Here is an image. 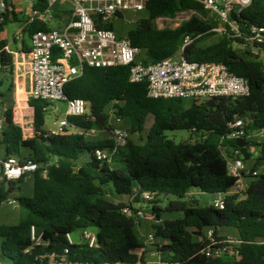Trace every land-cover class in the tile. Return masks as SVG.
I'll use <instances>...</instances> for the list:
<instances>
[{"label": "trees", "instance_id": "trees-1", "mask_svg": "<svg viewBox=\"0 0 264 264\" xmlns=\"http://www.w3.org/2000/svg\"><path fill=\"white\" fill-rule=\"evenodd\" d=\"M4 2L6 12L0 32L10 22L18 21L13 0ZM30 2L38 12L50 7L48 0ZM143 12L145 16L137 20L125 37L142 50L141 59L145 64L174 55L184 37L191 35L197 38L185 48L186 59L226 65L233 74L248 81L250 94L239 99H153L148 96L147 82L130 81V66H85L82 74L64 88L69 99H84L89 106L88 113L69 116L71 123L86 129L108 130L109 108L131 133L142 137L147 116L154 117L145 141L137 143L129 139L109 162L97 161L93 153L96 148L112 147L111 139L92 140L78 134L44 137L42 127L49 103L29 98L28 103L34 109L35 134L27 138L14 120L13 109L7 108L5 127L0 134L3 159L16 156L21 162L38 164V169L30 174L33 195L17 199L18 223L0 225L2 255L13 264H41L35 259L37 255L61 253L67 247L74 264H137L140 257L136 251L145 247L141 223L123 212L127 202L110 199L115 194L129 197L136 191L156 193L146 209L155 214L157 221H161L165 211L179 213L176 219L151 225L158 238L163 236L167 240L162 247L165 260L181 264H264V141L252 138L253 133L264 130L263 63L247 48L234 46L244 41L239 37L224 35L215 43L199 44L220 26L202 0H148ZM181 12H192V15L176 28L157 27V19L175 18ZM123 17L122 13L118 15ZM114 20L99 21V26L116 32ZM236 21L245 36L251 26L264 27V0H253ZM50 29V20L36 18L27 23L23 28L22 51L31 50L34 33ZM15 41L18 40L15 38ZM6 46L7 42L0 40V70L11 72L14 54ZM11 88L12 85L8 91ZM4 95L0 91V96ZM238 118H248V135L232 139L229 137L231 125ZM169 130L191 131L197 140L177 143L165 134ZM235 150L239 152L236 154ZM83 154H88L89 160L75 170L73 162ZM234 156L242 157L246 163L253 160L250 167L259 172L243 198L238 194L226 196L224 209L187 200L193 188L209 194L227 192L236 180L228 175V159ZM53 159L56 161L52 162ZM27 176L8 180L0 164V177H3L0 206L9 200L16 187L20 189L18 185ZM161 196L168 200L166 207L158 204ZM140 200L137 195L136 201ZM33 226L45 245L33 243ZM224 227L237 230L238 255L232 261L206 257L200 252L205 243L198 242V236H205L211 229L216 238L224 239L220 235ZM87 228L96 229V247L69 245V233Z\"/></svg>", "mask_w": 264, "mask_h": 264}, {"label": "built area", "instance_id": "built-area-1", "mask_svg": "<svg viewBox=\"0 0 264 264\" xmlns=\"http://www.w3.org/2000/svg\"><path fill=\"white\" fill-rule=\"evenodd\" d=\"M50 7L45 12H38L29 4L27 23L34 19H52V6L58 0H48ZM253 0H202L206 9L220 22L218 28L213 29L220 36H233L244 39L238 44L240 48H247L259 57L264 68V27L251 26L249 34L239 29L236 18L251 5ZM148 0H72L73 8L69 21L60 27L48 31H37L31 38V50L26 54L28 70L32 85L29 98L42 100L52 104L66 102V116L55 122L49 128V133L44 131L46 138L62 135L78 134L90 136L97 132L96 128H83L71 123L69 116H82L89 111L88 102L84 99H69L65 94V85L82 74L85 66L92 68H107L114 66H130L131 82H147L148 96L153 99L184 98L206 100L218 97L243 98L250 94L248 81L233 74L226 65L216 62L191 61L184 56L185 48L197 37L186 35L179 50L172 56L160 61L145 64L140 58L141 49L134 47L127 37H118L116 32L99 26L118 18L120 13L127 11L139 13L146 9ZM6 4L0 0V23L3 22ZM20 34L16 39H20ZM56 57V58H55ZM55 58V59H54ZM49 108L46 107L47 111ZM20 121L16 122L24 131V125L30 124V135L34 136L33 108H28ZM7 106L0 96V134L5 127L4 113ZM110 115L115 116L112 110ZM26 114L30 116L26 120ZM118 121L120 118L115 117ZM248 118H238L231 125L229 137L240 139L246 137L248 132ZM26 131V130H25ZM27 132V131H26ZM263 133L264 130L256 131ZM255 132V133H256ZM24 133V132H23ZM27 135V133H26ZM28 136H25L27 138ZM112 147L96 148L94 157L99 162H109L113 154L128 142V132L120 127L111 129ZM239 151L235 150L237 154ZM1 171L8 180L16 181L25 175H30L38 169V164L32 161L21 162L16 156L0 158ZM46 175V172H44ZM228 175L236 180L232 187L225 193L216 194L212 205L224 209L225 198L230 194H238L241 198L250 187V183L259 176V172L252 170L242 157L234 156L228 159ZM137 195L141 200L136 201ZM156 196L155 192L136 191L129 196L123 212L127 217L133 218L136 223L143 221L156 222L155 214L147 210L143 203H150ZM6 203L16 205L15 199ZM31 238L36 246L45 245L42 235L36 228H31ZM69 245L85 244L90 248L98 245L97 233L92 229H82L79 241H75L72 233L67 235ZM198 242L205 243L200 252L206 257H219L228 251V239L216 238L213 230L205 232V236H198ZM239 243V240L238 242ZM153 232L145 237V247L136 251L140 260L137 264H181L169 262L164 259L163 245ZM29 252V249H27ZM236 256L238 251H235ZM145 256L154 257L155 263ZM41 264H74L69 257V247L61 253H45L35 257Z\"/></svg>", "mask_w": 264, "mask_h": 264}, {"label": "rangeland", "instance_id": "rangeland-1", "mask_svg": "<svg viewBox=\"0 0 264 264\" xmlns=\"http://www.w3.org/2000/svg\"><path fill=\"white\" fill-rule=\"evenodd\" d=\"M63 1H68L71 4H68L67 7L69 8L70 6L73 7L72 0H58L57 3L52 6V11H57ZM192 15V12H181L179 13L175 18H159L156 20V25L160 29H165V28H176L178 27L181 23H183L185 20L189 19ZM55 17H59V15H54ZM145 16V12H131L127 11L124 13L123 18H117L114 20L115 24V29H116V34L118 37H125L127 34V31L134 28L136 25V22L138 19L141 17ZM20 19H22V15L19 16ZM28 19V18H27ZM60 22L56 18L50 19V25L52 28H57L60 26ZM20 34V39L18 41H15L16 35ZM6 42L9 45V50H11L15 54L21 49V41L24 37L23 34V29L20 30V22H10L6 27H5V32L3 33ZM220 35L215 33V34H210L206 35L205 37L202 38V40L199 42L200 45H209L212 43L217 42L220 39ZM235 47L238 46V44H234ZM143 53L141 52L140 58L142 57ZM10 78L6 81V88L10 85ZM29 97L25 98H19L17 99V102L12 103L13 101H9V97H6V105L11 106L13 109V114L14 118L17 122H21L20 120L24 117V114L27 113L29 114V109L32 108L29 103H28ZM3 102L5 100L2 99ZM110 109L108 108V111ZM67 112V104L66 102H54L49 105L48 110L46 111V116H45V124L43 125V130L46 133H49V128L54 126L55 122L59 121L60 119L64 118L66 116ZM26 114V120L30 118ZM154 123V117L153 115H148L146 118L145 122V127L143 130V136H139L138 134L131 133V131L128 129L126 124L121 120L118 121L115 116L110 115L109 117V125L110 129L106 130H97L95 134H92L88 136L89 139L92 140H103V139H111V129L115 127H120L125 129L128 132V140H133L134 142L137 143H143L146 139V134L148 133L149 129L152 127ZM31 127L30 124H25L24 128L25 130L27 128ZM168 138L175 140L177 143L180 142H195L197 140L196 134H193L191 131L188 130H174V131H166L165 133ZM252 138L258 142L264 141V132L263 133H253ZM3 147L0 146V158H3ZM89 160V155L88 154H83L81 157L73 162V167L76 170L78 167H80L82 164L86 163ZM56 160L53 159L52 162H55ZM253 163V160L251 162H248L247 164L250 166ZM261 170V169H259ZM3 179V177H0V181ZM19 186V185H18ZM33 195V179L31 175H28L27 177L24 178L23 183H22V188L19 189L16 187L12 193L10 194V200L15 199L17 201L18 197L20 196H32ZM217 197L216 194H209V193H201L198 189L193 188L191 191V194L188 196L187 200L188 201H196L198 205L200 206H208L213 203V200ZM174 199L172 196L170 199ZM111 200L118 202V201H124L128 202L129 197L125 195H114L110 197ZM159 202L158 204L161 207H166L168 204V200L161 196L158 198ZM144 207L150 206V203L144 202L143 203ZM18 202L16 205L4 203L3 205L0 206V225L5 224V225H15L19 221V207H18ZM149 209V208H148ZM179 217L178 212H169L165 211L162 213L161 216V221H156L154 223H157L161 225L164 220L168 219H176ZM148 223V225H147ZM152 222L150 221H143L140 224V230L141 234L146 237L149 233L153 232L151 228ZM93 231L96 232V229H92ZM80 233L81 230L78 229L72 233V237L75 241H79L80 239ZM220 235L228 239L232 242H227L228 246V251L224 255H221L216 258H220L222 260H229L232 261L234 260V257L236 256V247H237V242L239 240L238 232L234 228H229V227H224L221 228L220 230ZM160 240L164 241L167 243V240L163 237H159ZM1 238H0V264H13L11 261L6 259L1 252ZM145 260H150L152 263H155L156 259L154 257H144Z\"/></svg>", "mask_w": 264, "mask_h": 264}, {"label": "crops", "instance_id": "crops-1", "mask_svg": "<svg viewBox=\"0 0 264 264\" xmlns=\"http://www.w3.org/2000/svg\"><path fill=\"white\" fill-rule=\"evenodd\" d=\"M13 3L15 4V12L18 16V21L20 22V30H22L25 25L27 24V18H28V12H29V4H30V0H13ZM57 3V2H56ZM55 3V4H56ZM54 4V5H55ZM69 3L68 1H63V3L61 4L60 8L57 11H52L53 12V16L54 15H59V17H53L56 18L60 23V26H62L63 24L67 23L69 21L70 15H71V11L73 7H67ZM53 5V6H54ZM22 15V19L19 18V16ZM12 18V17H11ZM59 26V27H60ZM6 27V26H5ZM5 32V29L3 31L0 32V40H5V37L3 35V33ZM21 45V49L15 54V58H14V65L12 68V71H3L0 70V91L3 92V94H5L4 96H1V98L3 100H5V105H6V97H9V101L12 100V103L17 102V99L19 98H25V97H29V91L31 89V85H32V80H31V76L29 74V70H28V61H27V56H26V52L22 51V44ZM7 50H9V45L7 43L6 46ZM10 52H12L11 50H9ZM13 53V52H12ZM10 78L11 82L10 85H12V88L10 91H8V88H6V81ZM7 108H10L11 106L6 105ZM15 120V118H14ZM15 122H17L15 120ZM30 127L26 129V131L24 130V137L28 136V137H32L29 136L30 135ZM27 133V135H26ZM3 159V158H1ZM20 189L22 188V184L19 185ZM19 207V206H18ZM148 225V223H147Z\"/></svg>", "mask_w": 264, "mask_h": 264}]
</instances>
